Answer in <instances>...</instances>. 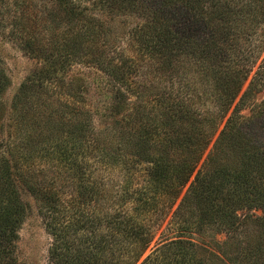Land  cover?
<instances>
[{
    "label": "trees",
    "instance_id": "16d2710c",
    "mask_svg": "<svg viewBox=\"0 0 264 264\" xmlns=\"http://www.w3.org/2000/svg\"><path fill=\"white\" fill-rule=\"evenodd\" d=\"M54 1L64 3L73 18L88 25V30L76 31L67 43L58 46L51 40L38 46L26 25L14 30L22 32L18 36L43 67L19 87L8 125L6 108L0 101V264H20V229L29 208L22 194L26 192L38 202L46 231L52 237L51 264H139L155 237L152 219L165 220L196 172L174 212L172 224L180 235L176 240H163L140 264H264V98L254 106L251 117L240 115L248 99L264 97V58L252 73L257 59L252 37L257 27L264 29V19H246L264 17V0H116V16L136 14L148 22L129 33L140 52L139 59L125 58L117 44V63L106 55L95 59L99 70L114 82L115 100L102 105L105 116L115 123L96 133L76 104L58 97V88L65 80L57 75L56 66L60 60L75 61L86 42L99 32L108 36L107 24L86 17L88 9L80 0ZM21 18L25 22L29 19ZM120 40L116 37V43ZM242 40L248 44L247 50ZM263 51L264 47L261 55ZM184 54L208 85L206 92L214 95L222 118L249 82L218 136L221 122L217 116L199 112L176 89V83L183 81L177 71ZM140 59L147 60L142 63H150L152 73L171 84V97L158 89L142 94L132 84L130 76L139 73ZM10 84L0 61V97ZM63 109H67V115L62 116ZM5 130L10 138L1 141ZM20 137H25L23 142ZM80 147L85 154L94 151L104 166L125 172L121 196L124 203H135L136 216L124 213L131 212L127 210L110 215L104 206L86 213L83 206L90 194L79 183L74 185L78 198L61 211L56 193L34 182L28 166L33 152L55 155L72 178H79L80 163L77 158L71 160L77 153L71 152ZM24 151L31 154L24 155ZM140 178L143 186L133 190L134 181ZM109 191L102 190V200ZM244 209H260L263 215L252 219L254 215L248 214L242 219L238 212ZM146 211L152 213L150 219H139L138 215ZM252 220L256 235L232 252L234 255L205 248L200 251L195 243L181 238L194 230L201 233L214 222L235 235Z\"/></svg>",
    "mask_w": 264,
    "mask_h": 264
},
{
    "label": "rangeland",
    "instance_id": "374dc122",
    "mask_svg": "<svg viewBox=\"0 0 264 264\" xmlns=\"http://www.w3.org/2000/svg\"><path fill=\"white\" fill-rule=\"evenodd\" d=\"M82 7L87 8L86 17L91 19H98L106 22L107 28L105 33L99 32L97 35L91 38V41H87L83 46V51L80 52L79 56L75 61L60 60L56 66L57 75L65 80L64 84L58 88L59 95L62 97L64 102L76 104L79 113L87 115L90 121V125L94 128V133L97 131H103L106 126L112 125L115 121L112 118L105 116V112L102 110L105 102H115L113 98L114 82L110 79L108 74L99 70V67L94 63L98 56L106 55L107 59H113L114 63H117L116 59V44L119 51L129 59H139L141 57L137 46L132 42L129 37V33H132L139 25L148 22L145 17H140L136 14H122L116 16V0L106 2L104 0H80ZM114 8V11H112ZM112 11V12H111ZM35 12V13H33ZM17 13V14H16ZM15 16H18L15 18ZM29 18L25 19L21 18ZM264 19L263 16L257 18L249 17L247 21L259 22ZM245 19V20H246ZM24 22L23 23H20ZM32 21V24L29 22ZM26 28L29 30L33 41L38 46L47 44L48 40L53 41V45L56 46L67 43L69 39L81 30V33H86L88 25L81 20L73 18V16L66 9L64 3L60 4L54 0H0V61L5 67L7 74L10 78L11 84L0 97V101L3 102L6 113H5V124L11 122L8 120L12 116L11 104L13 97L18 91L21 84L27 79V77L39 71L43 65L40 60L34 58L28 46L25 45L24 40L20 39L22 32H14L15 28L19 29ZM32 25V26H31ZM255 33L252 37L254 44L257 46L255 53L253 54L255 67L253 68L254 73L264 58V51H261L264 47V31L263 26L256 28ZM30 34L28 36H30ZM26 36V33H25ZM116 37H120L122 40L116 43ZM110 40V42H106ZM105 43V44H103ZM107 44V46H106ZM241 44L243 48L247 50L248 44L242 40ZM86 50V51H85ZM86 52V55H85ZM186 52V51H185ZM86 56V57H85ZM116 59V60H115ZM140 59V63L147 62V60ZM249 64L248 66L254 65ZM139 73L130 76L132 84L138 88L142 94H148L152 90H165L172 92L171 84L164 82L162 78L158 77L150 70V63H142L139 66ZM178 75L183 77L181 84L176 83L183 93V97L190 100L193 107L198 109L199 112L204 115L214 114L217 116L218 121L221 122L217 136L222 131L230 117L234 107L240 102L249 82L244 85L241 93L238 95L232 109L226 117H220L217 113L216 102L213 100L214 95H211L208 90V85L205 81H202L201 75L193 65L192 61H189V56L183 55L178 65ZM82 82V85H81ZM77 86H76V85ZM84 84V85H83ZM184 85V88L182 86ZM81 85V86H80ZM56 86V85H55ZM63 86V87H62ZM70 86V87H68ZM75 86L76 92L71 94L73 87ZM82 87V91L79 88ZM71 90H69V89ZM190 88V89H188ZM174 91V90H173ZM70 95H73L70 97ZM75 95V96H74ZM170 96V94H169ZM110 97V99H108ZM171 97V96H170ZM173 99L175 97H172ZM263 96L260 95L256 99H248L246 105L242 106L240 115L243 118L251 117L254 106L263 100ZM67 109H63L62 116L67 115ZM76 112V111H75ZM74 113V114H79ZM7 129V128H6ZM10 138L7 134V130L1 135V141H8ZM25 139L20 137V141L23 142ZM212 145L208 149L206 155L209 153ZM76 155H71V160H77L80 163L79 178H72L66 171L67 167L65 164H58L55 160V155H48L47 153L33 152L27 153L24 151V155L29 156L31 154L32 159L28 162V166L31 168V174L36 184L40 186H48L52 189L59 199V209L61 211L71 207L70 203L78 198L75 193V184H81V186L87 190L90 194L86 205L83 206L86 213L93 212L95 209H108L110 215H115L117 211H131L124 213H133L135 203L128 202L124 203L125 198H122V186L124 184L125 175L124 171L112 167L104 166L97 158L94 151H89L85 154L83 148L80 147ZM205 155V156H206ZM59 158V157H58ZM60 161V160H59ZM200 168L197 169V171ZM191 178V181L183 189L180 199L173 208V210L163 218L155 220L152 219L151 225H154L155 237L152 240L149 248L145 252L139 264L150 254H153L155 249L161 245V242L165 239L176 240L179 236V230L172 224L174 219V212L177 210L179 203L185 196L190 188L195 175ZM140 182V183H139ZM143 179H136L133 184V190L140 189L143 186ZM103 189H110L106 196V200H102L101 192ZM24 201L28 204V215L26 216L22 227L20 229V240L18 242V260L20 264H51L49 259V249L52 244V237L46 231V226L42 215L39 212L38 202L31 194L22 193ZM136 198V197H134ZM122 199H124L122 201ZM137 199V198H136ZM138 214V213H137ZM254 215L255 217H261L263 215L262 210L255 209L252 211L238 212V216H242V219L246 215ZM152 213L145 212L139 214V219L148 220ZM250 221V220H249ZM253 221V220H252ZM146 222V221H145ZM219 223V222H218ZM217 222H214L212 226L206 227L201 233L198 230L191 231L190 234L183 235L181 238L195 243L198 247L197 250L205 248L210 252L220 253L225 251L231 253L239 249L241 245H247L253 236L256 235L255 223L248 222V226H244L238 230L235 235L228 232L225 229L220 228ZM105 227V224H104ZM222 253V252H221ZM226 260V256H220Z\"/></svg>",
    "mask_w": 264,
    "mask_h": 264
}]
</instances>
